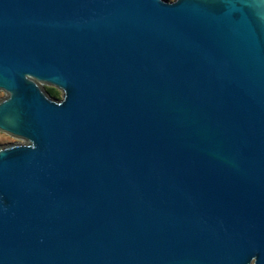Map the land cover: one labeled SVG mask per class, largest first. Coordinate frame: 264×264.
Segmentation results:
<instances>
[{"label": "water", "instance_id": "obj_1", "mask_svg": "<svg viewBox=\"0 0 264 264\" xmlns=\"http://www.w3.org/2000/svg\"><path fill=\"white\" fill-rule=\"evenodd\" d=\"M0 90V264H264V0H0Z\"/></svg>", "mask_w": 264, "mask_h": 264}, {"label": "rangeland", "instance_id": "obj_2", "mask_svg": "<svg viewBox=\"0 0 264 264\" xmlns=\"http://www.w3.org/2000/svg\"><path fill=\"white\" fill-rule=\"evenodd\" d=\"M172 1V0H168ZM42 89L52 98L59 100L61 98L62 92L58 89H56L53 86L47 85V84H42ZM51 89L53 91L52 94H49L48 90ZM6 96L5 92L0 90V99L4 98ZM24 142L23 139L13 137L5 132L0 131V146H4L6 144H11V143H22Z\"/></svg>", "mask_w": 264, "mask_h": 264}, {"label": "trees", "instance_id": "obj_3", "mask_svg": "<svg viewBox=\"0 0 264 264\" xmlns=\"http://www.w3.org/2000/svg\"><path fill=\"white\" fill-rule=\"evenodd\" d=\"M48 92H49V94H52L53 93V91L51 89H49Z\"/></svg>", "mask_w": 264, "mask_h": 264}]
</instances>
